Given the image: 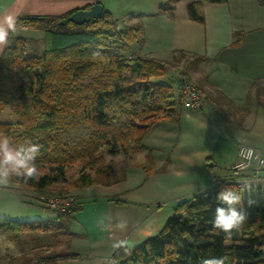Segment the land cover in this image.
<instances>
[{
	"label": "trees",
	"instance_id": "1",
	"mask_svg": "<svg viewBox=\"0 0 264 264\" xmlns=\"http://www.w3.org/2000/svg\"><path fill=\"white\" fill-rule=\"evenodd\" d=\"M258 2L264 5V0ZM168 4L162 5L160 11ZM188 8L190 16L199 20L193 4ZM74 11L61 16L18 18L17 24L44 35L42 39L16 37L0 55V108L9 105L18 117L15 122L0 121V135L16 143L31 140L40 146L36 177L27 182L11 177L31 195L54 184H65L69 189L117 183L121 178L115 177L105 156L146 150L144 138L160 121L172 118L178 103L173 87L160 79L168 69L165 63L123 54L140 37L139 26H116L111 32L107 28L116 23L105 10L100 18L88 23H59ZM259 90L258 87L257 104L264 109ZM68 120L90 128L86 142L74 151L62 146L56 134ZM121 165L126 169L129 164ZM151 167L147 155L142 168ZM74 168L82 172L69 183L66 174ZM242 185L237 180L219 181L180 201L156 235L128 253L119 248L109 264H264V186ZM223 188L241 194L238 207L246 214L244 223L229 233L212 223L219 203L216 196ZM77 208L69 205L65 213L33 222L2 218L0 233L15 242L22 234L37 233V246L29 244L24 250V264L29 263V253L34 255V264H58L67 258H78L79 255L52 251L49 247L53 245H46L67 242L62 235L59 239V233ZM50 232L58 238L48 239ZM48 240L51 241L44 243Z\"/></svg>",
	"mask_w": 264,
	"mask_h": 264
},
{
	"label": "crops",
	"instance_id": "2",
	"mask_svg": "<svg viewBox=\"0 0 264 264\" xmlns=\"http://www.w3.org/2000/svg\"><path fill=\"white\" fill-rule=\"evenodd\" d=\"M94 3L116 26H139L141 35L128 51L165 63L160 79L175 93L179 70L185 69L207 106L191 110L177 103L172 118L151 129L143 140L147 151L119 168L122 192L75 196L73 214L81 222L76 216L69 227H78L81 237L72 249L63 242L60 251L80 257L58 264H109L119 248L128 253L156 235L177 203L219 181L238 178L246 186H264V172L254 166L231 169L240 144L264 149V109L251 94L255 83L264 82V5L258 0H0V24L7 17L15 21L0 55L9 41L33 31L17 24L18 18L61 16ZM190 4L199 20L190 16ZM147 155L152 167L145 170Z\"/></svg>",
	"mask_w": 264,
	"mask_h": 264
},
{
	"label": "rangeland",
	"instance_id": "3",
	"mask_svg": "<svg viewBox=\"0 0 264 264\" xmlns=\"http://www.w3.org/2000/svg\"><path fill=\"white\" fill-rule=\"evenodd\" d=\"M242 9L244 11H249L246 9V7L243 6ZM251 17H254L253 13ZM115 29L116 25L112 26L111 29L107 28V30L111 32L115 31ZM43 35L44 33L42 31L33 30L26 32L23 36L27 38L42 39ZM128 50L129 48L123 50V54L125 55V57L128 58L136 55V53ZM181 69L183 68H180L179 71H181ZM258 87L260 88V98L264 101V82L258 81L257 83H255V88L253 89L251 94L255 97L258 96ZM17 119L18 117L14 113V110L11 106L5 105L0 108V121L15 122ZM56 134L62 146L67 148L69 151H74L75 149H77V147H80L86 142L90 135V128L84 123H78L75 120H68L61 124V126L56 130ZM142 152L143 150L137 151L135 153H133L132 151H129L126 154L119 153L117 155L105 156L104 160L106 164H110L113 169L115 168L117 170L116 172H114V174L115 177H118L121 173L119 168L123 166L121 164L128 163L130 165L131 163H135L140 158V156H142ZM81 172L82 170H80L79 168H74L68 171L66 174V180L69 183H72V181L75 180ZM235 180L238 181V178H235ZM243 185L242 187L244 188ZM65 186V184H54L53 186L48 187L46 191L42 193L36 192L32 193L33 195H31L30 192H28L29 190H23V187L11 180V178H9L6 182L0 181V219L6 218L16 221L33 222L34 220H42L52 217V215H56L57 212L65 213V211H67V209H52L46 206L45 202H40L41 200L36 198L34 195L42 196L45 199L49 200H57V206L59 205V203H61V201L64 200L66 202H71L69 205H75V196L78 197L82 196L83 194L96 196L102 194H110L112 192H114L115 194L117 192H122L124 187L122 183H115L113 186L92 185L87 187H70L69 189ZM247 186L249 187L250 185ZM75 217L77 220H79V222H81L80 215L71 214L70 218L65 222L66 232L64 229H62L61 233H59V239H61L62 235L65 239V242L67 241L66 244L70 249H72L75 244L74 240L81 237V235H79L81 231L78 227L75 226L74 231L69 227V224L75 225L77 223ZM54 237H57L56 233H47L48 239H53ZM38 239L39 238L37 237V233L30 232L22 234L20 240L18 242H15L11 241L6 236L0 233V264H24V261L22 259V255L25 253L24 250L29 247V244L30 246H37ZM49 241L51 240L44 241V243H47ZM52 243L53 244L48 243L46 245H53L49 248H52V251L55 250L59 252L62 243ZM27 257H29L28 264H34V260H31L34 255L32 253H29L27 254Z\"/></svg>",
	"mask_w": 264,
	"mask_h": 264
},
{
	"label": "clouds",
	"instance_id": "4",
	"mask_svg": "<svg viewBox=\"0 0 264 264\" xmlns=\"http://www.w3.org/2000/svg\"><path fill=\"white\" fill-rule=\"evenodd\" d=\"M4 24H0V44L6 43L9 30H14L15 21L7 17ZM39 148L31 140L16 143L8 136L0 135V181L6 182L11 177L23 178L25 182L34 179ZM216 199L219 203L215 209L213 226L225 233L238 229L246 220L244 210L238 207L241 194L231 188H223L217 193Z\"/></svg>",
	"mask_w": 264,
	"mask_h": 264
},
{
	"label": "built area",
	"instance_id": "5",
	"mask_svg": "<svg viewBox=\"0 0 264 264\" xmlns=\"http://www.w3.org/2000/svg\"><path fill=\"white\" fill-rule=\"evenodd\" d=\"M122 27L123 26H117V29ZM179 75L180 79L176 87V100L178 96L177 102L180 106L191 110H201L207 106V99L192 82L189 75L186 73V70H181ZM251 166H254L258 171L264 172V149H259L252 145L240 144L238 146L237 158L232 164L231 169L237 172ZM34 196L41 200L40 202H45L46 206L52 209L63 210L71 203L64 200L57 206V200H49L42 196Z\"/></svg>",
	"mask_w": 264,
	"mask_h": 264
},
{
	"label": "water",
	"instance_id": "6",
	"mask_svg": "<svg viewBox=\"0 0 264 264\" xmlns=\"http://www.w3.org/2000/svg\"><path fill=\"white\" fill-rule=\"evenodd\" d=\"M103 13V6L100 3H94L90 5L88 8L77 9L73 13H71L68 17L59 21L60 24L64 25L68 21L75 24H84L90 21H93L97 18H100Z\"/></svg>",
	"mask_w": 264,
	"mask_h": 264
}]
</instances>
